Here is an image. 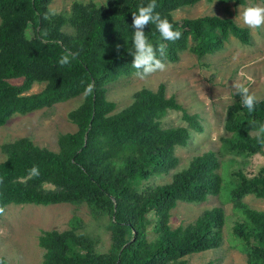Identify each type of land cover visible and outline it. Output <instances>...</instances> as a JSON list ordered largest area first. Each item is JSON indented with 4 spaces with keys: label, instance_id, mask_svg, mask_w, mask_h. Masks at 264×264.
Masks as SVG:
<instances>
[{
    "label": "trees",
    "instance_id": "1",
    "mask_svg": "<svg viewBox=\"0 0 264 264\" xmlns=\"http://www.w3.org/2000/svg\"><path fill=\"white\" fill-rule=\"evenodd\" d=\"M52 1L0 0V126L14 114L84 94L88 83H94V92L84 95L68 113L76 130L58 135L56 151L36 145L29 137L2 145L6 158L0 161L4 178L0 203L85 202L95 214L108 216L110 244L105 251L96 248L90 235L76 232L74 220L69 229L41 232V264H187L184 256L218 248L225 221L221 207L204 210L187 225L169 223L178 202L198 203L219 193L220 163L213 151L193 157L171 181L149 183L152 176L178 165L175 148L187 145L191 130L202 131L197 114L189 113L175 96H166L164 83L156 90L136 91L131 103L119 111L106 97L108 84L136 75L130 54L134 52L132 12L149 0H106L102 5L75 1L69 14L58 12L46 20L43 16ZM199 1L157 0L155 11L182 33L176 41H164L154 24L145 27L154 46L167 45L164 62L178 61L187 49L199 58L214 53L230 36L250 43L249 28L230 17L174 19V10ZM66 49L78 55L70 65L61 66L58 61ZM16 78L21 83L9 81ZM35 83L43 88L30 93ZM260 101L249 113L237 97L224 123L229 133L222 138L225 151L243 157L264 152V144L253 135L264 124V99ZM171 110L180 111L187 126H162V118ZM34 165L38 176L30 175ZM231 177L234 185L228 198L244 215L233 226L235 245L247 264H264V211L242 202L247 194L264 198V167L251 176L238 170Z\"/></svg>",
    "mask_w": 264,
    "mask_h": 264
},
{
    "label": "rangeland",
    "instance_id": "2",
    "mask_svg": "<svg viewBox=\"0 0 264 264\" xmlns=\"http://www.w3.org/2000/svg\"><path fill=\"white\" fill-rule=\"evenodd\" d=\"M75 1H93L102 5L106 0H53L49 8L57 12L69 14ZM264 5V0H246L245 4L221 2L219 0H200L194 5L184 6L173 11L174 19L198 17L202 15H218L230 17L237 24L243 23L242 14L249 4ZM249 28V27H248ZM64 29L71 31L70 27ZM251 41L241 43L230 36L224 47L201 58L189 49L180 53L176 62H165L166 69L156 72L146 80L137 75H129L106 86V97L115 102L119 111L129 105L134 93L143 87L156 90L160 83L165 84L166 96H175L177 101L189 112L197 114L202 131L191 130V137L185 146H177L175 154L178 165L167 173L150 178L151 185L171 181L172 175L187 167L189 161L202 153L213 151L219 160L218 172L222 183L218 194L209 195L198 203L178 202L171 210L170 225H187L201 213L212 207H221L225 214L222 243L218 248L192 253L183 257L187 264H247L246 256L236 247L233 226L243 220V213L228 195L234 183L232 172L238 170L247 176L254 175L260 167H264V152L252 156H239L225 151L222 138L229 135L224 128L228 111L236 102L234 84L241 83L264 99V27L249 28ZM29 34H31L29 32ZM13 84L22 79H10ZM43 88V84L35 83L30 93ZM84 94L55 103L26 114H14L0 126V161L6 158L2 145L20 137H29L33 143L56 151L57 138L61 133L73 132L75 124L70 121L68 113L77 108L83 101ZM162 126H187L180 111H169L162 118ZM242 202L249 208L264 211V198L247 194ZM74 220L76 232L93 237L96 248L105 251L110 244L108 216L95 214L85 203H58L52 205L14 204L6 206L5 213L0 215V257L6 264H41L44 249L38 244V236L43 230L62 231L72 227Z\"/></svg>",
    "mask_w": 264,
    "mask_h": 264
},
{
    "label": "clouds",
    "instance_id": "3",
    "mask_svg": "<svg viewBox=\"0 0 264 264\" xmlns=\"http://www.w3.org/2000/svg\"><path fill=\"white\" fill-rule=\"evenodd\" d=\"M157 0H149L145 5L142 4L138 7L137 12H132V28L133 37L132 43L134 52L130 53L134 59L132 61V67L136 69V75L141 80H146L149 76L156 72H163L166 69L164 59L166 58L167 45L165 43H159L154 46L149 41L146 35L145 27L154 24L160 37L164 41H176L182 33L179 29H175L172 22L165 16L162 17L159 12H156ZM56 9L49 8L44 14V19H50L51 16L57 15ZM243 23L249 28L257 29L264 27V5L249 4L242 14ZM30 38V37H28ZM120 45L116 46V51L119 53ZM78 53H74L71 50L66 49L59 58L58 63L61 66L70 65L71 61L76 59ZM236 94L241 97V102L249 113L255 110V106L260 103V98L254 93L250 92L249 88L244 84H234ZM94 83H88L84 89L85 97L92 95L94 92ZM254 138L261 144H264V124H260L253 133ZM31 176H38L39 169L37 166H33L30 169ZM4 183V178L0 176V185ZM6 206L0 203V215L5 213ZM0 264H6V260L0 257Z\"/></svg>",
    "mask_w": 264,
    "mask_h": 264
}]
</instances>
